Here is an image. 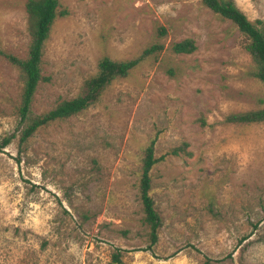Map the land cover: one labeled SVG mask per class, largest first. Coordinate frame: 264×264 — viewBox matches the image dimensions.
Instances as JSON below:
<instances>
[{
    "label": "rangeland",
    "instance_id": "rangeland-1",
    "mask_svg": "<svg viewBox=\"0 0 264 264\" xmlns=\"http://www.w3.org/2000/svg\"><path fill=\"white\" fill-rule=\"evenodd\" d=\"M28 0H0V264H264V107L246 36L202 0H60L45 42L48 79L22 122ZM251 21L264 0H234ZM165 30V33H163ZM193 37L197 48L176 53ZM163 44L115 78L99 99L21 143L30 119L85 93L108 56ZM160 160L150 194L161 217L152 244L139 184L144 152Z\"/></svg>",
    "mask_w": 264,
    "mask_h": 264
},
{
    "label": "trees",
    "instance_id": "trees-1",
    "mask_svg": "<svg viewBox=\"0 0 264 264\" xmlns=\"http://www.w3.org/2000/svg\"><path fill=\"white\" fill-rule=\"evenodd\" d=\"M216 14L222 18L230 19L239 30L246 36L248 42L246 49L251 54L255 64V77L264 82V18H257L256 22L251 21L246 13L239 8L234 0H202ZM60 0H28L26 13L31 35L29 53L26 58L3 53L8 60L21 70L23 77L22 105L20 107L21 121L25 122L30 118L31 104L40 81L48 78L43 75L42 63L45 42L50 36L52 24L56 15L65 14L66 9L59 10ZM165 33V30H163ZM164 46L155 43L133 58L114 60L108 56L99 61V71L96 75L84 82L85 93L72 99H63L51 110L30 119V122L23 128L20 137L21 143L27 141L40 127L49 124L57 118L70 117L87 109L95 103L105 86L115 78L126 76L130 70L149 55L163 50ZM197 48L193 37L175 42L173 50L176 53H189ZM231 123H251L264 121V107L256 110L233 113L226 117ZM13 136L5 138L0 149L10 143ZM155 142L152 141L144 152L142 175L139 184L140 198L143 205V223L149 226L150 241L155 244L159 238L161 217L155 208V202L150 194L152 187L151 170L160 160L154 155ZM114 264H124L121 248L112 254Z\"/></svg>",
    "mask_w": 264,
    "mask_h": 264
}]
</instances>
